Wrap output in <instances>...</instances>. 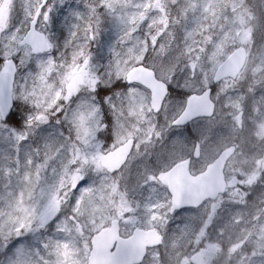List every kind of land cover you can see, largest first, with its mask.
Instances as JSON below:
<instances>
[{"label": "snow or ice", "instance_id": "6c2138e0", "mask_svg": "<svg viewBox=\"0 0 264 264\" xmlns=\"http://www.w3.org/2000/svg\"><path fill=\"white\" fill-rule=\"evenodd\" d=\"M0 264H264V0H0Z\"/></svg>", "mask_w": 264, "mask_h": 264}, {"label": "trees", "instance_id": "16d2710c", "mask_svg": "<svg viewBox=\"0 0 264 264\" xmlns=\"http://www.w3.org/2000/svg\"><path fill=\"white\" fill-rule=\"evenodd\" d=\"M251 2H252V0H251ZM257 3L259 4V7H256V8H257V10H259V9L261 8V0H258ZM253 4H254V3H253ZM255 6H256V5H255Z\"/></svg>", "mask_w": 264, "mask_h": 264}, {"label": "rangeland", "instance_id": "374dc122", "mask_svg": "<svg viewBox=\"0 0 264 264\" xmlns=\"http://www.w3.org/2000/svg\"><path fill=\"white\" fill-rule=\"evenodd\" d=\"M258 0H252V3L256 5V7H259V4L257 3Z\"/></svg>", "mask_w": 264, "mask_h": 264}]
</instances>
